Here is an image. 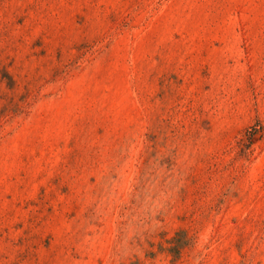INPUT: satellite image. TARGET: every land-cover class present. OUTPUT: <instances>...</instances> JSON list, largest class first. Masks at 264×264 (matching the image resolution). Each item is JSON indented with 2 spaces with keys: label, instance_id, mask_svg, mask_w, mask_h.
<instances>
[{
  "label": "rangeland",
  "instance_id": "1",
  "mask_svg": "<svg viewBox=\"0 0 264 264\" xmlns=\"http://www.w3.org/2000/svg\"><path fill=\"white\" fill-rule=\"evenodd\" d=\"M0 264H264V0H0Z\"/></svg>",
  "mask_w": 264,
  "mask_h": 264
}]
</instances>
